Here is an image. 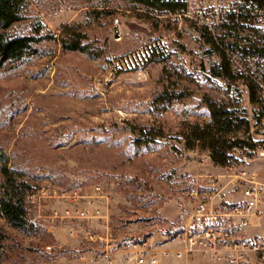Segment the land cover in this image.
Segmentation results:
<instances>
[{
  "label": "rangeland",
  "instance_id": "obj_1",
  "mask_svg": "<svg viewBox=\"0 0 264 264\" xmlns=\"http://www.w3.org/2000/svg\"><path fill=\"white\" fill-rule=\"evenodd\" d=\"M25 2L20 22L6 34L37 32L47 39L33 55L0 70V150L7 167L30 189L101 198L95 205L108 218L109 251L128 241L170 242L161 237L183 222L190 192L197 186L202 197L209 178L226 172L207 150L187 147L185 124L208 120V100L229 102V110L247 116L252 141L264 143V128L257 125L261 99L250 103L244 79L218 76L217 46L205 41L190 16L150 12L135 0ZM251 27L264 48V28ZM69 30L83 36V52L62 46ZM226 53L234 70L264 84L262 56ZM150 132L162 137L149 143ZM251 167L262 171L264 182V162ZM45 203L43 216L60 212L69 200ZM25 204L28 217H36V207L27 198ZM71 226L73 234L66 224L41 217L15 230L0 218V264H105V245L83 236L104 238L105 229Z\"/></svg>",
  "mask_w": 264,
  "mask_h": 264
},
{
  "label": "built area",
  "instance_id": "obj_2",
  "mask_svg": "<svg viewBox=\"0 0 264 264\" xmlns=\"http://www.w3.org/2000/svg\"><path fill=\"white\" fill-rule=\"evenodd\" d=\"M184 16H190L210 32L235 22L264 28V7L251 0H185ZM233 18L231 22L230 19ZM261 88L262 113H264V84ZM264 128V115L259 122ZM233 164L225 167V174L211 176L208 189L201 197L197 186L187 200L188 210L183 222L168 230L161 239L172 238L178 247L172 252L176 261L200 258L207 261H225L229 264H264V235L248 233L254 222L264 221V182L257 169L251 167L255 160L264 162V143L254 147H233L229 152ZM252 169V170H251ZM193 184L198 185L197 181ZM44 187H34L27 192L28 202L36 207V219L46 217L49 223L60 221L69 232L77 230L71 225L85 222L87 226L104 230V238L98 234L83 235L90 241L99 240L105 245V264H161V257L168 256L162 245H154L150 239L128 241L119 250L109 251L111 233L107 228V215L95 205L98 198L84 196L80 190L59 192ZM61 198L69 205L60 212L51 209L47 216L41 215L47 207L46 200ZM79 228V227H77ZM81 231V229H80ZM83 231V230H82ZM83 234V233H82ZM85 234V233H84ZM169 241V240H168ZM163 242V241H162Z\"/></svg>",
  "mask_w": 264,
  "mask_h": 264
},
{
  "label": "trees",
  "instance_id": "obj_3",
  "mask_svg": "<svg viewBox=\"0 0 264 264\" xmlns=\"http://www.w3.org/2000/svg\"><path fill=\"white\" fill-rule=\"evenodd\" d=\"M140 5L152 11H167L171 14L186 11V4L175 0H135ZM259 7H264V0H251ZM25 0H0V70L7 63H14L23 60L35 53V46L42 41L41 36H9L6 31L15 23L20 22ZM149 11V10H148ZM233 21V18L230 19ZM223 31L215 36L207 28L202 27L204 39L207 43L217 46L220 64L218 67V76L226 81L244 79L248 89V96L251 104H256L261 99V88L253 76L244 70L240 73L233 68V62L228 56V52H242L245 55L262 56L264 58V48H260L258 42L254 39L252 27L235 22L230 25H223L218 28ZM248 32V37H240V33ZM252 33V34H251ZM69 38L62 39V46L66 50L83 52V36L73 32ZM251 35L254 42H251ZM233 37V42H228V37ZM239 42L246 44L241 47ZM251 52V53H250ZM262 102V99H261ZM229 102L207 101L208 120L204 123H186L184 128V141L189 149L195 147L205 149L209 152L210 160L217 166L227 167L233 162L229 152L233 147L246 146L254 147L250 131L252 127L247 116L240 118V115L229 110ZM262 115V107L257 125ZM148 142H153L156 137H162L159 134H148ZM8 159L0 150V218L12 229L22 230L28 225L32 216L28 217L25 198L30 190L29 184L22 178L19 172L10 170ZM28 224V225H27ZM3 233L0 230V248L3 240Z\"/></svg>",
  "mask_w": 264,
  "mask_h": 264
},
{
  "label": "crops",
  "instance_id": "obj_4",
  "mask_svg": "<svg viewBox=\"0 0 264 264\" xmlns=\"http://www.w3.org/2000/svg\"><path fill=\"white\" fill-rule=\"evenodd\" d=\"M260 174H262V171L260 169L257 170ZM248 233L250 235L252 234H260L264 235V221L260 222H254L251 227L248 230ZM165 250H168V256L161 257V264H229L225 261H207L202 260L200 258H196L194 260H182V261H176L173 258V251L178 247V244L175 241H170L163 246Z\"/></svg>",
  "mask_w": 264,
  "mask_h": 264
}]
</instances>
